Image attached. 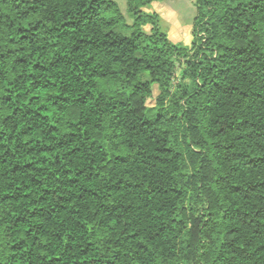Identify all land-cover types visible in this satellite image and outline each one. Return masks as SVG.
<instances>
[{
	"label": "trees",
	"instance_id": "trees-1",
	"mask_svg": "<svg viewBox=\"0 0 264 264\" xmlns=\"http://www.w3.org/2000/svg\"><path fill=\"white\" fill-rule=\"evenodd\" d=\"M164 1L0 0V264H264V0Z\"/></svg>",
	"mask_w": 264,
	"mask_h": 264
},
{
	"label": "rangeland",
	"instance_id": "rangeland-1",
	"mask_svg": "<svg viewBox=\"0 0 264 264\" xmlns=\"http://www.w3.org/2000/svg\"><path fill=\"white\" fill-rule=\"evenodd\" d=\"M119 5L125 16L127 27H118L116 31L126 35H130L133 31L131 26L134 24V18L131 15L128 7V0H114ZM197 0H168L164 2H153L150 5L141 8L142 13L149 16H154L160 26L161 31L165 32L170 40L176 44H181L186 47H191L194 42L195 19L197 16ZM149 20V19H147ZM153 24L148 23L142 26V29L150 33ZM182 66L178 65L175 78L173 80V91L179 86H189L193 88L194 84L190 79H182ZM160 93L157 85L153 89V98L149 99L148 105L152 108L155 106V98ZM157 110H151L153 116Z\"/></svg>",
	"mask_w": 264,
	"mask_h": 264
}]
</instances>
